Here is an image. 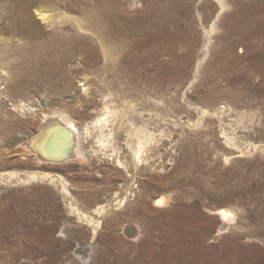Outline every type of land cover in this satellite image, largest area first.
I'll list each match as a JSON object with an SVG mask.
<instances>
[{
  "label": "rangeland",
  "instance_id": "rangeland-1",
  "mask_svg": "<svg viewBox=\"0 0 264 264\" xmlns=\"http://www.w3.org/2000/svg\"><path fill=\"white\" fill-rule=\"evenodd\" d=\"M4 1L0 264H193L190 250L208 264H238V251L249 255L244 264H264V76H252L247 60L238 67L219 40L224 30L199 21L207 0L194 5L192 52H130L125 65L135 71L124 77L48 42L59 31L36 7L41 37L9 31L13 5ZM49 10L64 26L80 17ZM46 115L75 123L78 156L31 151Z\"/></svg>",
  "mask_w": 264,
  "mask_h": 264
},
{
  "label": "bare ground",
  "instance_id": "bare-ground-1",
  "mask_svg": "<svg viewBox=\"0 0 264 264\" xmlns=\"http://www.w3.org/2000/svg\"><path fill=\"white\" fill-rule=\"evenodd\" d=\"M5 1L11 2L13 5V13L8 27L9 31L29 38H37L43 31H46L38 25L33 17L32 8L36 7L37 15L40 16L39 19L44 24L51 27L54 23L52 29L54 35L55 31H59L56 41L53 39L55 37H51V39L49 36L48 42L55 43V45L60 47L76 48V51L82 53L91 66L104 62V70H106V73L115 77L134 74L135 68H130L131 65L129 67L125 65V60L130 56V52L135 53L141 50L145 53L152 48L160 51L165 47L188 48V52H192V48H195L193 44L197 41L199 42V34L196 33L197 27L193 15L196 0ZM215 1L217 2L207 0L201 5L199 4L200 7L198 9L201 11L199 21L210 24L214 21L213 28L220 26L224 30V34L222 36L220 35V38H217L227 48V54L229 56L233 55V61L238 67L242 64V59L247 60L250 62L249 68L252 76L255 74H259L257 75L259 77L264 76V0ZM58 7L76 12L80 17L73 19L72 26H64V21L58 23L57 18L56 22H54L52 20L54 17L49 13V9L56 10ZM81 30L91 35L81 34ZM204 31L208 30L204 29ZM241 46L247 48V51L242 53V56L240 54V56H237L236 50ZM174 48L172 49L174 50ZM55 50L52 49L49 52L50 55L55 54L57 51ZM174 52L176 51L174 50ZM40 55V52L36 53V56L39 57ZM244 75L245 71L243 70V73L241 71V75H239L237 80L244 81ZM132 80L134 79L132 78ZM247 86L250 87L249 84ZM252 87L257 92L263 90L258 84H252ZM113 114L116 118L117 116L118 118L120 117L117 113L113 112ZM44 118L46 125L43 126L39 137L31 142V151L37 153L44 160L59 161L61 158L69 160L73 156H78L77 151L79 146L77 149L76 142L79 141H77L79 130L75 123L62 115L60 117L57 116V118H50L46 115ZM98 123L104 125L108 123V119H99ZM115 136V132L111 134L113 139ZM134 154L135 158L139 159L141 149L135 150ZM186 253L189 256L188 261L193 264H208L206 260H201L198 252L190 250L186 251ZM233 255H235V259H238V264H244L249 259V255L245 251L234 252ZM178 260L183 261L181 255ZM161 261L160 264L163 263ZM169 261L171 260L167 258L166 263Z\"/></svg>",
  "mask_w": 264,
  "mask_h": 264
},
{
  "label": "water",
  "instance_id": "water-1",
  "mask_svg": "<svg viewBox=\"0 0 264 264\" xmlns=\"http://www.w3.org/2000/svg\"><path fill=\"white\" fill-rule=\"evenodd\" d=\"M61 160H66V158H61Z\"/></svg>",
  "mask_w": 264,
  "mask_h": 264
},
{
  "label": "snow or ice",
  "instance_id": "snow-or-ice-1",
  "mask_svg": "<svg viewBox=\"0 0 264 264\" xmlns=\"http://www.w3.org/2000/svg\"><path fill=\"white\" fill-rule=\"evenodd\" d=\"M162 203V202H161Z\"/></svg>",
  "mask_w": 264,
  "mask_h": 264
}]
</instances>
